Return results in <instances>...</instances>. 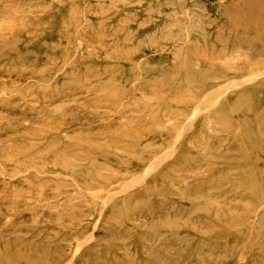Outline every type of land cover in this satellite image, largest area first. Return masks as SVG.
<instances>
[{
    "label": "rangeland",
    "instance_id": "1",
    "mask_svg": "<svg viewBox=\"0 0 264 264\" xmlns=\"http://www.w3.org/2000/svg\"><path fill=\"white\" fill-rule=\"evenodd\" d=\"M0 264H264V0H0Z\"/></svg>",
    "mask_w": 264,
    "mask_h": 264
}]
</instances>
